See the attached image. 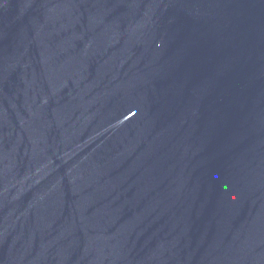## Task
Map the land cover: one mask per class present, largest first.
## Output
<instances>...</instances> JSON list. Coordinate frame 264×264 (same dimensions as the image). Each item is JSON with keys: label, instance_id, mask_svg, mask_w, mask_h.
<instances>
[{"label": "water", "instance_id": "1", "mask_svg": "<svg viewBox=\"0 0 264 264\" xmlns=\"http://www.w3.org/2000/svg\"><path fill=\"white\" fill-rule=\"evenodd\" d=\"M0 264H264V0H0Z\"/></svg>", "mask_w": 264, "mask_h": 264}]
</instances>
